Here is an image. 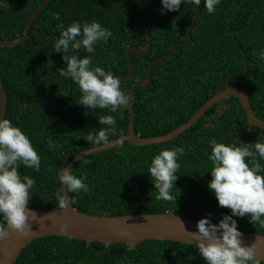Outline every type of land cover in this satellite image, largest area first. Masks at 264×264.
<instances>
[{
	"label": "trees",
	"instance_id": "16d2710c",
	"mask_svg": "<svg viewBox=\"0 0 264 264\" xmlns=\"http://www.w3.org/2000/svg\"><path fill=\"white\" fill-rule=\"evenodd\" d=\"M0 38L13 39L24 29L43 0H1ZM160 0H50L32 24L28 37L13 47L0 48V69L7 94L5 118L26 131L41 156L39 171L20 167L21 174L34 177L28 206L50 209L59 206L57 172L79 152L94 145L86 141L95 132L98 117L116 118V139L127 133V107L116 113L90 109L78 104L80 92L70 80L58 76L64 67L61 53L55 52L59 36L57 25L73 20H96L109 28L112 36L98 43L93 63L126 76L128 47L146 49L147 15L152 37L148 55L131 51L133 75L121 81L131 97V86L147 77L150 64L172 51L154 65L147 86L134 90L135 132L143 137L166 134L186 122L208 99L229 84L247 89L252 107L264 119V61L258 53L264 48V0H220L209 14L203 2L199 9L181 4L176 11L161 14ZM199 16L196 18L198 11ZM196 18L195 24L192 23ZM191 34V40L189 36ZM81 56L89 55L83 50ZM225 143L264 142V130L249 127V119L236 96L213 105L191 128L176 138L152 145L125 141L109 149L79 159L72 171L84 174L90 191L69 193L74 207L94 214H139L174 212L194 219L211 213L213 223L230 213L218 206L207 188L211 179L207 154L209 138ZM60 145L51 151L48 140ZM185 146L172 200H157L147 172V164L162 148ZM189 146L191 150H189ZM264 163V161H261ZM177 198V199H176ZM241 231L264 233V227L250 223L247 216L234 217ZM3 221L0 220V223ZM15 264H205L192 244L168 239H148L138 245L116 242L110 245L87 242L59 235L34 239ZM264 264V261H261Z\"/></svg>",
	"mask_w": 264,
	"mask_h": 264
},
{
	"label": "clouds",
	"instance_id": "9594fccd",
	"mask_svg": "<svg viewBox=\"0 0 264 264\" xmlns=\"http://www.w3.org/2000/svg\"><path fill=\"white\" fill-rule=\"evenodd\" d=\"M209 14L216 11L220 0H160L161 14L176 11L181 4L195 6L201 3ZM59 36L54 41V51L61 53L64 67L57 68L58 76L70 79L79 89L76 102L90 109H107L116 113L127 107L130 95L121 88L120 79L111 71L93 63V56L98 43H106L112 36L109 28L96 20H73L67 26L57 25ZM80 50L89 55L81 56ZM264 61V48L258 53ZM99 125L95 132H88L86 141L94 146L108 145L109 137L117 132L116 118L111 115L98 117ZM210 152L211 179L207 188L214 193L218 206L227 207L218 222L213 223L211 213L196 222V231L189 232L195 241L194 247L204 259L205 264H261L257 258L254 243H243V233L238 228L234 217L247 216L250 223L264 227V142L225 143L215 137L207 141ZM51 151H57L60 145L53 139L48 140ZM189 150L191 147L189 146ZM185 146L173 145L162 148L147 164V172L156 190L157 200H172L171 189L178 178L179 157L185 155ZM39 171L41 156L33 146L29 134L13 123L9 118L0 117V241L6 240L9 229L23 236L31 231L30 215L36 217L28 205L32 197L34 177L21 174L20 167ZM60 189L56 192L59 207L67 206V193L90 191V185L84 174L77 176L72 167L61 166L56 175ZM177 199V198H176ZM191 243V242H190ZM192 244V243H191Z\"/></svg>",
	"mask_w": 264,
	"mask_h": 264
},
{
	"label": "water",
	"instance_id": "95a60500",
	"mask_svg": "<svg viewBox=\"0 0 264 264\" xmlns=\"http://www.w3.org/2000/svg\"><path fill=\"white\" fill-rule=\"evenodd\" d=\"M50 0H43L26 22L23 31L13 39L0 38V48L13 47L23 42L29 35V30L39 16V14L48 5ZM153 4V0H152ZM205 7V6H204ZM3 3L0 0V17ZM151 11V9H150ZM147 15L146 30L148 33L147 48L141 49L136 47H128L126 55L129 62V69L126 76L119 77L120 82L129 80L133 75V63L131 60V51L135 50L141 54L148 55L151 48L152 37L149 30V16ZM198 11L196 18L199 16ZM196 18L192 23L195 24ZM191 40V34L189 41ZM184 42H176L172 44V51L154 60L148 69L147 77L142 81H136L131 86V101L127 106L129 111L128 131L116 139L110 140L108 145H99L89 149L82 150L76 154L68 163L67 167H72L79 159L105 149L117 146L125 141H129L136 145H152L166 142L176 138L184 131L191 128L213 105L229 98L236 96L240 99L243 109L249 119L250 129L257 126L264 130V119L260 118L254 111L247 89L228 83L227 87L219 93L208 99L186 122L177 126L166 134L158 136L143 137L135 132V113H134V90L136 86H147L150 82L153 67L158 62L167 57L175 56L178 52V45ZM7 110V94L0 69V117L4 116ZM67 206L60 208L55 206L50 209L34 208L36 217H29L31 233L23 236L9 229L10 235L0 241V264H15L22 251L36 238L59 235L75 239H82L87 242L99 241L110 245L116 242H123L128 245H138L140 242L148 239H168L194 245L195 241L187 231H196V222L194 219L185 215L174 212L165 213H139V214H94L88 213L74 207L72 199L65 191ZM183 222L184 226L181 224ZM241 231V230H240ZM243 233V243H254L256 247V255L260 261H264V233L241 231ZM191 242V243H190Z\"/></svg>",
	"mask_w": 264,
	"mask_h": 264
}]
</instances>
